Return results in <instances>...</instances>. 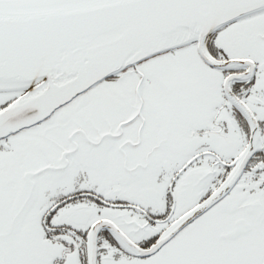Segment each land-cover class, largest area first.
<instances>
[{"label": "snow or ice", "instance_id": "1", "mask_svg": "<svg viewBox=\"0 0 264 264\" xmlns=\"http://www.w3.org/2000/svg\"><path fill=\"white\" fill-rule=\"evenodd\" d=\"M0 264H264V0H0Z\"/></svg>", "mask_w": 264, "mask_h": 264}]
</instances>
